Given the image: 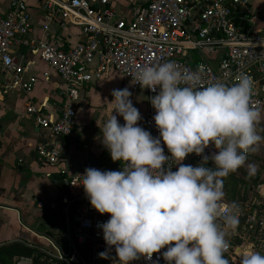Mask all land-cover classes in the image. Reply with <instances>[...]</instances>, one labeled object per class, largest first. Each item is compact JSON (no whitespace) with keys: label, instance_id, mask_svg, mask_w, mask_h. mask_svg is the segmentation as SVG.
Here are the masks:
<instances>
[{"label":"built area","instance_id":"obj_1","mask_svg":"<svg viewBox=\"0 0 264 264\" xmlns=\"http://www.w3.org/2000/svg\"><path fill=\"white\" fill-rule=\"evenodd\" d=\"M111 1L10 0L6 9L0 6V73L8 76L4 87L29 93L37 83L36 77L25 76L27 63L21 48L39 55L65 83V101L57 118L46 116L42 105L30 103L27 106L26 114L34 116L41 127L50 129L56 137H72L80 92L87 83L102 78L113 68L125 82L131 83L136 94L142 88L132 82L131 74L140 67L168 61L174 62L181 71L199 69L201 86L217 80L231 85L238 75H248L254 82L251 105L259 112L264 111V26L259 27L264 20V10L261 14H252V0H150L143 5L134 4L130 18L121 17L111 7ZM36 9L44 19L41 37L33 34ZM54 24L78 28L84 40L72 46L65 45L52 33ZM146 90L147 107L138 109L142 116L138 123L153 136H158L153 120L155 110L149 100L155 93ZM132 101L134 104V97ZM257 132L260 135L258 129ZM213 151L217 150L210 145L205 154ZM37 157L46 165L57 166L64 162L71 167L64 150L54 143L38 145ZM200 159L193 153L183 163L195 166ZM121 167L123 164L102 170L119 171ZM176 167L174 165L172 170ZM63 170L68 193L63 191L60 199L67 209L73 208L65 235L67 248L43 236L49 247H37L33 255H18L14 264H34L36 255L42 260H57L59 264H116L115 248H108L100 228L110 214H100L91 206L83 186L78 185L82 182L81 175ZM37 205L57 207L56 202L42 200ZM227 205L222 203V206ZM238 220L239 223L244 221L253 232L255 242L264 250V209L239 205ZM217 223L224 230H232L225 226L222 218H218ZM232 231L237 232L236 229ZM226 239L230 247L225 257L230 264V257L240 255L241 247H233L231 239L227 236ZM106 250L109 257L101 258L98 254ZM154 262L166 264L159 253H154L151 261L141 257L129 264Z\"/></svg>","mask_w":264,"mask_h":264},{"label":"clouds","instance_id":"obj_2","mask_svg":"<svg viewBox=\"0 0 264 264\" xmlns=\"http://www.w3.org/2000/svg\"><path fill=\"white\" fill-rule=\"evenodd\" d=\"M131 75L133 83L155 93L149 100L159 135L138 123L142 116L128 87L112 90L114 106L100 129L101 143L123 167H88L78 184L95 210L110 214L100 224L103 240L114 246L116 264L151 261L154 253L166 264H229L227 232L217 221L235 230L238 206H222V178L244 166L264 139L256 127L260 112L250 102L253 80L241 74L231 85L217 80L201 86L199 69L181 71L172 61ZM210 145L217 151L205 154ZM193 153L200 161L184 164ZM249 172H255L253 165ZM98 255L109 257L107 250ZM239 264H264V254L244 252Z\"/></svg>","mask_w":264,"mask_h":264},{"label":"crops","instance_id":"obj_3","mask_svg":"<svg viewBox=\"0 0 264 264\" xmlns=\"http://www.w3.org/2000/svg\"><path fill=\"white\" fill-rule=\"evenodd\" d=\"M149 1L112 0L110 5L121 17L130 18L134 4L143 5ZM9 2L10 0H0L2 9H6ZM250 10L252 14H261L264 5L261 3L256 8L252 0ZM34 13L33 34L41 37L44 19L39 9ZM262 26L264 20L259 23V27ZM51 31L67 46L75 45L84 39L74 26L54 24ZM21 54L25 56L27 63L25 76L36 77L37 83L29 93L18 89L9 90L4 87L8 76L0 73V246L18 241L37 250V247L50 246L43 237L49 236L59 246L67 248L65 235L69 230L73 208L67 209L60 199L63 191L68 193L64 184L63 169H68V174L81 175L88 167L102 170L105 167L120 165V161H112L101 143L100 129L109 119L114 106V101L110 102L113 99L112 90L128 87L132 93L131 99L134 97L135 106L141 110L147 107L149 96L146 89H140L134 94L131 83L125 82L121 75L111 68L102 78L87 83L80 92L73 136L56 137L50 129L41 127L34 116L27 115L26 108L30 103L42 105L46 116L57 118L65 101V83L39 55L32 54L25 48H21ZM45 74L48 78H45ZM263 116L264 111L260 112V119ZM117 119L121 124L124 123L122 117L117 116ZM256 127L264 138L263 129L257 125ZM42 143H54L63 149L71 167H67L64 162L57 166L40 162L37 147ZM262 180L263 183L259 187H262L264 199V178ZM39 200L56 202L57 207L41 208L37 205ZM60 225L65 226V234L58 233Z\"/></svg>","mask_w":264,"mask_h":264},{"label":"rangeland","instance_id":"obj_4","mask_svg":"<svg viewBox=\"0 0 264 264\" xmlns=\"http://www.w3.org/2000/svg\"><path fill=\"white\" fill-rule=\"evenodd\" d=\"M264 5V0H253V6L258 7L260 4ZM257 126L264 131V116L257 122ZM249 165H253L255 167V172H249ZM259 173L261 178H264V139L260 143V145L256 146V151L252 152L251 156H249L245 162V165L240 167L236 172L230 173L227 177L223 179V191L225 196L223 198L222 203L224 204H232V203H242L245 202L250 208H261L264 207V199L262 198V187L256 186L252 183L251 176ZM61 228V229H60ZM65 226H59V232L65 234ZM227 232V237L231 239V243L233 247H239L241 241L243 244L241 245V250L238 251L240 255H234L231 258V261L235 260L239 262L241 255L244 252L256 251L261 254L264 253V250L261 248L260 244L255 242L252 233L247 234L243 237V240L236 235L239 232H234L232 230H225ZM235 236V237H234ZM238 238V239H237ZM239 240V243L237 242ZM59 264V263H57Z\"/></svg>","mask_w":264,"mask_h":264},{"label":"trees","instance_id":"obj_5","mask_svg":"<svg viewBox=\"0 0 264 264\" xmlns=\"http://www.w3.org/2000/svg\"><path fill=\"white\" fill-rule=\"evenodd\" d=\"M237 21H240V20H237ZM83 40L79 41L78 43L82 42ZM66 143L68 144L67 139H66ZM53 177L56 178V176H53ZM251 178H252V183L254 185H256V186L262 185L263 180H262L261 175L259 173H257L254 176H251ZM236 205L237 206L245 205V202L236 203ZM218 226H219V224H218ZM236 230H237V232H239V234L236 235V237H238V238L241 237L242 240H243V237L245 235L251 234V233H252L253 238H254L253 232L251 230H249V228L244 224V221H241L239 223ZM239 240H240V238H239ZM239 240L237 241L238 243H239ZM242 244H243V241H241V244L239 247H241ZM35 252H37V250L35 248L27 246L22 242L12 241V242L6 243V244L0 246V264H13V260L16 256H18V255H33ZM235 260L231 261L230 264H239V262L235 261ZM34 264H56V263H55V261L42 260L36 255L35 260H34Z\"/></svg>","mask_w":264,"mask_h":264},{"label":"water","instance_id":"obj_6","mask_svg":"<svg viewBox=\"0 0 264 264\" xmlns=\"http://www.w3.org/2000/svg\"><path fill=\"white\" fill-rule=\"evenodd\" d=\"M241 25H243V22L241 23ZM75 225L78 226V222H76Z\"/></svg>","mask_w":264,"mask_h":264}]
</instances>
